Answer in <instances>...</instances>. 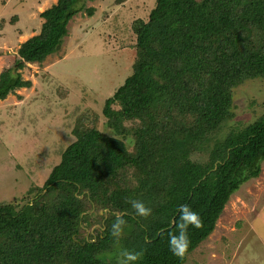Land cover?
<instances>
[{
  "label": "trees",
  "instance_id": "trees-1",
  "mask_svg": "<svg viewBox=\"0 0 264 264\" xmlns=\"http://www.w3.org/2000/svg\"><path fill=\"white\" fill-rule=\"evenodd\" d=\"M87 1L57 0L40 13V31L0 73V100L31 86L21 69L60 50L70 20L94 14ZM131 28L133 61L105 99V129L79 116L75 140L45 183L0 202V264H117L123 249L141 253L135 264H185L232 195L260 175L264 112L220 133L233 115L234 88L264 79V0H155L148 19ZM132 199L151 215L138 217ZM180 205L203 221L189 227L182 260L168 248ZM117 215L126 221L119 247L111 236Z\"/></svg>",
  "mask_w": 264,
  "mask_h": 264
},
{
  "label": "rangeland",
  "instance_id": "rangeland-1",
  "mask_svg": "<svg viewBox=\"0 0 264 264\" xmlns=\"http://www.w3.org/2000/svg\"><path fill=\"white\" fill-rule=\"evenodd\" d=\"M56 1L0 0V73L14 65L20 44L40 31V13ZM154 2L88 0L94 14L81 12L70 20L60 50L21 69L31 86L0 100V202L45 183L75 140L79 116L105 129V99L124 82L133 61L131 24L147 20ZM232 112L220 135L263 114V78L234 88ZM97 226H87L84 234ZM185 264H264V163L260 175L232 195L212 233Z\"/></svg>",
  "mask_w": 264,
  "mask_h": 264
},
{
  "label": "clouds",
  "instance_id": "clouds-1",
  "mask_svg": "<svg viewBox=\"0 0 264 264\" xmlns=\"http://www.w3.org/2000/svg\"><path fill=\"white\" fill-rule=\"evenodd\" d=\"M132 208L138 217L147 218L151 215V209L140 200H129ZM178 223L176 224L177 231L169 233L168 248L175 257L183 259L190 247L191 240L188 235L189 227L200 229L203 227V221L200 215L193 211L188 205H180L177 210ZM126 221L122 216L117 215L111 227V236L114 238L115 244L119 247L120 238L123 235ZM141 253L131 252L127 249L119 251L117 264H135L140 259Z\"/></svg>",
  "mask_w": 264,
  "mask_h": 264
}]
</instances>
